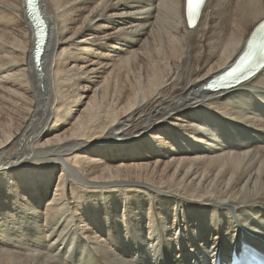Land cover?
<instances>
[{
	"label": "bare ground",
	"instance_id": "6f19581e",
	"mask_svg": "<svg viewBox=\"0 0 264 264\" xmlns=\"http://www.w3.org/2000/svg\"><path fill=\"white\" fill-rule=\"evenodd\" d=\"M183 3L39 0L38 67L26 1L0 0V105L28 106L15 127L0 108V264H214L242 243L264 250V71L207 90L264 0H208L194 31Z\"/></svg>",
	"mask_w": 264,
	"mask_h": 264
},
{
	"label": "rangeland",
	"instance_id": "374dc122",
	"mask_svg": "<svg viewBox=\"0 0 264 264\" xmlns=\"http://www.w3.org/2000/svg\"><path fill=\"white\" fill-rule=\"evenodd\" d=\"M26 19V18H25ZM45 19V18H44ZM48 24V23H47ZM35 39V38H34ZM35 41V40H34ZM35 43V42H34ZM5 76V74H0V78H2V77H4ZM82 85L84 84L83 82H80ZM86 95H89V96H91L92 95V93H86L85 94V96ZM49 99V98H48ZM46 100V99H45ZM87 101V100H86ZM13 102V103H12ZM12 102H5V104H3V105H0V108H5L6 109V113L7 114H10L11 112L13 113H11L10 115L11 116H9L10 117V119H13V121L12 120H10V124H11V127H15L16 126V122H15V118L16 117H18V116H20L22 113H20V112H25V109L26 108H28V106L23 102V101H19V100H15V101H12ZM20 103V104H19ZM16 104H18V105H16ZM17 106V107H16ZM25 106V107H24ZM10 112V113H9ZM3 123H2V121H0V140H3V135H4V133H7L8 132V130L5 128V126L3 125ZM9 124V125H10ZM28 159H26V158H24V159H22L21 160V163H22V165H20L19 163H16V167L17 168H21L22 169V167H25V165L28 163V161H27ZM5 162H6V160H0V178L1 177H5V171H6V174H9V171H10V168H11V166H10V164H8V166H6V165H4L5 164ZM44 162H47V161H45L44 160ZM2 163V164H1ZM3 167H6V168H3ZM10 167V168H9ZM3 170H2V169ZM8 169V170H7ZM30 170V169H29ZM31 171V170H30ZM30 171H27V174H26V171L24 170V171H21V172H18L19 173V176L20 177H23V176H27V175H29V173H30ZM24 172V173H23ZM39 173V172H38ZM7 178H5L4 180H3V182H5V180H6ZM46 179V175L44 176V180ZM0 182H2V179H0Z\"/></svg>",
	"mask_w": 264,
	"mask_h": 264
},
{
	"label": "water",
	"instance_id": "95a60500",
	"mask_svg": "<svg viewBox=\"0 0 264 264\" xmlns=\"http://www.w3.org/2000/svg\"><path fill=\"white\" fill-rule=\"evenodd\" d=\"M25 1H26V7H27L29 0H25ZM31 6H32L31 8H29V6H28L26 11L27 10L31 11L30 16L27 15V18H28L29 22H32V24L34 26V31L37 32V34H38V35H36V39H34L35 40V49H34V58L35 59L34 60L36 61V58H37V61L35 64L39 67L41 65L43 56L45 54V48L47 46L46 40L45 39L41 40L40 36H39L40 32H42L45 29V24L42 22V18L40 16L41 12H40L39 0H32ZM38 17L40 18L39 23H38ZM36 50H37V52H36Z\"/></svg>",
	"mask_w": 264,
	"mask_h": 264
},
{
	"label": "snow or ice",
	"instance_id": "6c2138e0",
	"mask_svg": "<svg viewBox=\"0 0 264 264\" xmlns=\"http://www.w3.org/2000/svg\"><path fill=\"white\" fill-rule=\"evenodd\" d=\"M30 2H32V0H30ZM203 3V0H188V6H189V15L191 16L192 15V11H193V5H200ZM190 23V26H194L192 24V21L190 20L189 21Z\"/></svg>",
	"mask_w": 264,
	"mask_h": 264
}]
</instances>
